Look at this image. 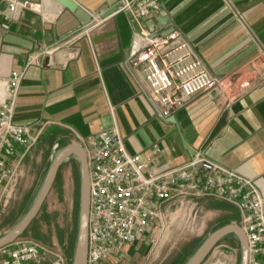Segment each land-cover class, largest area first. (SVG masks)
<instances>
[{"label":"crops","instance_id":"obj_1","mask_svg":"<svg viewBox=\"0 0 264 264\" xmlns=\"http://www.w3.org/2000/svg\"><path fill=\"white\" fill-rule=\"evenodd\" d=\"M32 1L36 10L20 11L8 28L0 19V106L6 80L23 71L14 123L42 128L38 142L65 140L64 145L116 125L130 153L160 145L159 171L203 150L253 179L264 198V0H158L159 9L143 26L180 32L218 80L168 118L158 114L140 70L129 63L140 46L138 25L115 12L120 0H70L90 16L86 24L61 0ZM214 200L194 204L223 213L218 226L239 222L234 205L218 207ZM148 242L128 249L127 258H141ZM216 248L214 264H235L233 257L222 262L228 251ZM124 262L110 258L106 264Z\"/></svg>","mask_w":264,"mask_h":264},{"label":"built area","instance_id":"obj_2","mask_svg":"<svg viewBox=\"0 0 264 264\" xmlns=\"http://www.w3.org/2000/svg\"><path fill=\"white\" fill-rule=\"evenodd\" d=\"M32 0H0V19L8 28L19 12L36 10ZM158 0H120L115 12H125L138 25L139 49L129 58L140 70L144 87L160 116L171 117L196 94L218 85L191 43L180 32L162 34L143 26L159 9ZM23 71L5 82L0 106V208L14 192L23 160L39 141L42 128L12 120ZM89 168L90 213L86 264L125 260L128 249L152 241L170 204L186 206L212 198L234 205L248 243V264H264V198L253 179L227 168L198 150L181 166L158 170L160 145L146 154L130 153L118 128L103 129L79 143ZM0 264H72L60 247L18 238L0 248Z\"/></svg>","mask_w":264,"mask_h":264},{"label":"rangeland","instance_id":"obj_3","mask_svg":"<svg viewBox=\"0 0 264 264\" xmlns=\"http://www.w3.org/2000/svg\"><path fill=\"white\" fill-rule=\"evenodd\" d=\"M64 143L65 140L61 142L52 140L50 143L44 140L37 142L29 151L14 192L5 205L0 208V237L9 232L28 212L42 185L52 158ZM80 180L79 160L75 155H70L59 169L55 185L43 204V211L20 238L47 246L56 244L62 250V245L55 233L59 229L63 230L64 238L67 240L69 234L78 229ZM184 208L178 202L170 204L168 216L163 219V227L158 228L154 239L145 245L141 258H126L124 263L170 264L187 244L196 240L195 246L198 248L224 218L223 213L200 210L196 204H189L187 211ZM184 212L186 213L184 214ZM43 213L48 214L51 219L53 235L51 241H48L49 243L39 242L34 237L35 233L45 234L47 227ZM11 214L15 219L11 223H6V219ZM237 242V238L232 233L220 241L221 244L227 246L225 249L228 251V253H224L226 256H222V262L225 260L228 262L227 259L233 257L235 264H239L240 246ZM66 244L65 241V246ZM216 249L218 251L225 250L220 246ZM232 249H236L235 253H232ZM193 253L187 255L182 264H185ZM211 253L202 264H214L216 255H211Z\"/></svg>","mask_w":264,"mask_h":264},{"label":"water","instance_id":"obj_4","mask_svg":"<svg viewBox=\"0 0 264 264\" xmlns=\"http://www.w3.org/2000/svg\"><path fill=\"white\" fill-rule=\"evenodd\" d=\"M61 1L74 11L83 24L88 23L90 16L78 8L76 4L70 0ZM70 155H75L78 158L81 171L78 229L72 264H86L90 213L89 168L86 152L77 142H69L55 153L33 204L24 217L9 232L0 237V248L11 245L24 234L40 212L48 194L53 188L61 165ZM230 233L234 234L239 241V264H248L249 250L247 238L244 230L238 223H227L212 231L185 264H202L215 246Z\"/></svg>","mask_w":264,"mask_h":264},{"label":"trees","instance_id":"obj_5","mask_svg":"<svg viewBox=\"0 0 264 264\" xmlns=\"http://www.w3.org/2000/svg\"><path fill=\"white\" fill-rule=\"evenodd\" d=\"M57 179V178H56ZM56 182V180H55ZM54 182V185H55ZM53 185V187H54ZM215 205L218 207H224L225 205H227V202L222 201V200H214ZM43 211V206L40 210V212L38 213V215L36 216V218L31 222V224L29 225V227L27 228V230L30 228V226L32 225V223L37 219V217L39 216V214ZM45 220V225H46V231L45 234H34V237L40 242H48L51 241V236L53 235V231L51 228V219L48 217V214L46 215V213L42 214ZM15 219L14 215H10V217H8L6 219V223H11L13 222V220ZM224 225V223H221L220 226ZM218 226V228L220 227ZM27 230L24 232L26 233ZM77 230H75L74 232L70 233L69 236L67 237V240H65L64 238V231L59 229L56 231L55 235L59 241V243L62 245V251L63 253L70 259H72L73 254H74V249H75V244H76V238H77V234H76ZM65 241L67 242L66 246H65ZM49 243V242H48ZM196 244V240L193 241L190 244H187L182 251L178 254V256L170 263V264H182L184 258L189 255L192 254L196 249L197 246H195ZM195 246V247H194ZM199 247V246H198Z\"/></svg>","mask_w":264,"mask_h":264},{"label":"flooded vegetation","instance_id":"obj_6","mask_svg":"<svg viewBox=\"0 0 264 264\" xmlns=\"http://www.w3.org/2000/svg\"><path fill=\"white\" fill-rule=\"evenodd\" d=\"M58 173H59V172H58ZM57 177H58V174H57ZM57 177H56V178H57ZM55 180H56V179H55Z\"/></svg>","mask_w":264,"mask_h":264},{"label":"bare ground","instance_id":"obj_7","mask_svg":"<svg viewBox=\"0 0 264 264\" xmlns=\"http://www.w3.org/2000/svg\"><path fill=\"white\" fill-rule=\"evenodd\" d=\"M226 261V260H225ZM228 263V262H227Z\"/></svg>","mask_w":264,"mask_h":264}]
</instances>
